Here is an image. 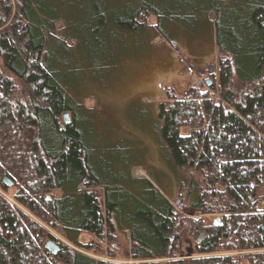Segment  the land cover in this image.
Here are the masks:
<instances>
[{"label": "trees", "instance_id": "trees-1", "mask_svg": "<svg viewBox=\"0 0 264 264\" xmlns=\"http://www.w3.org/2000/svg\"><path fill=\"white\" fill-rule=\"evenodd\" d=\"M193 11L214 17L218 77L161 107L159 136L170 164L200 174L180 182L190 211L222 218L197 257L178 259L179 233L201 219L179 215L154 178H133L122 144L99 149L75 77L113 70V53L146 37L169 39ZM114 160L117 170L102 169ZM10 188L14 202L0 193V264H120L75 247L121 231L134 264H264V0H0V190Z\"/></svg>", "mask_w": 264, "mask_h": 264}, {"label": "rangeland", "instance_id": "rangeland-1", "mask_svg": "<svg viewBox=\"0 0 264 264\" xmlns=\"http://www.w3.org/2000/svg\"><path fill=\"white\" fill-rule=\"evenodd\" d=\"M189 15L190 18L187 19L190 20L183 19L165 31L169 39L154 34L153 38L155 36L156 38L151 42L146 37L143 41L135 43L138 45L133 51L125 52L121 49L115 51L112 57L113 70H106V67H103L100 71L75 77L81 108L91 110L90 125L99 149L110 153V149L122 144L125 149H129L125 151L127 153L125 161L135 165L129 171L133 178H154L160 191L170 200L179 215L186 214L193 219H201V229L193 232L183 230L179 233L181 247L179 248L178 244V259L197 257L194 240L201 232L206 234V228L216 224L215 218H219L220 221L222 218L220 214L202 215L190 211L187 188L186 186L182 188L180 182H187L190 178L199 180L200 174L191 169L181 170L170 164L166 147L159 136L161 107L168 108L173 98L184 95L188 88L196 86L206 89L207 77L211 82L214 76L215 79L218 77L219 53L214 41V17L202 16L199 11H193ZM205 19L206 21L202 22ZM148 22L156 23L153 17H149ZM56 26L60 31L63 23H57ZM171 41H175L176 46L171 44ZM75 59L77 63L81 62L79 52ZM211 70L212 72L208 74ZM169 95L172 98H169ZM119 164L114 160L106 166L104 163L102 169L105 170L109 165L117 170ZM13 192L14 189L11 188L9 193L0 190V193L11 202H14L11 195ZM45 228L58 241L70 245L58 229ZM79 241L83 244L88 243L90 247L87 250L75 248L95 259L108 262L111 260L120 264L136 262L131 259L133 252L128 233L116 232L109 241L107 239L99 241L86 234L79 237ZM190 247L194 251L188 257L187 249ZM259 251L264 252V249ZM253 252L256 251L220 254L237 255Z\"/></svg>", "mask_w": 264, "mask_h": 264}, {"label": "water", "instance_id": "water-1", "mask_svg": "<svg viewBox=\"0 0 264 264\" xmlns=\"http://www.w3.org/2000/svg\"><path fill=\"white\" fill-rule=\"evenodd\" d=\"M171 44H173L174 46H176L175 41H171ZM211 72H212V70L209 71L208 74H210ZM205 83H206L207 86H209V85L211 84V81H210V79H209L208 77L205 79ZM63 117H64V122H65V123H68V122H69L68 114H67V113H64V114H63ZM3 184H4L5 186H7V187H10V186L12 185V181H11L8 177H3ZM47 198H48V196H47ZM177 204L180 205L179 202H178ZM219 221H220L219 218H215L214 223H218ZM205 237H206L205 232H201V233L196 237V239L194 240L195 244H196V245L201 244L202 241L205 239ZM189 244H191V241L189 242ZM45 245H46L47 250H48L50 253H52V254H53V253H56L57 250L59 249V246H58L53 240H52V241H51V240H48V241L45 243ZM187 251H188L187 256L189 257V256H191V254L193 253L194 250H192V248L190 247V249H187Z\"/></svg>", "mask_w": 264, "mask_h": 264}, {"label": "flooded vegetation", "instance_id": "flooded-vegetation-1", "mask_svg": "<svg viewBox=\"0 0 264 264\" xmlns=\"http://www.w3.org/2000/svg\"><path fill=\"white\" fill-rule=\"evenodd\" d=\"M181 247V242H179V248Z\"/></svg>", "mask_w": 264, "mask_h": 264}]
</instances>
